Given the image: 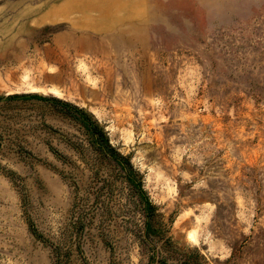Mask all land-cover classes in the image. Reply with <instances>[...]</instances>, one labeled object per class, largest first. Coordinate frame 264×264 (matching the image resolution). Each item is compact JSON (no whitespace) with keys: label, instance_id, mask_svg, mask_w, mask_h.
Wrapping results in <instances>:
<instances>
[{"label":"rangeland","instance_id":"rangeland-1","mask_svg":"<svg viewBox=\"0 0 264 264\" xmlns=\"http://www.w3.org/2000/svg\"><path fill=\"white\" fill-rule=\"evenodd\" d=\"M13 94L90 113L142 175L158 222L173 216L177 247L205 264H264V0H0V95ZM10 105L0 264H54V247L67 264H149L136 195L93 179L78 128L41 118L39 102Z\"/></svg>","mask_w":264,"mask_h":264},{"label":"trees","instance_id":"trees-1","mask_svg":"<svg viewBox=\"0 0 264 264\" xmlns=\"http://www.w3.org/2000/svg\"><path fill=\"white\" fill-rule=\"evenodd\" d=\"M27 101L39 102L40 105H36V110L41 113L39 114L41 118L43 113L48 112L54 117L64 119L78 128L92 155L93 179L96 182L100 179L106 183L108 181L115 182V179L119 178L136 195L144 217L143 240L152 247L148 258L149 264H205L204 258L196 250L179 248L172 242L168 236L167 228L173 222V216H170L167 227L158 222L157 208L143 188L142 175L132 166L128 155L121 154L110 144L106 132L90 113L60 98L44 97L37 94L0 95V110L9 112L14 109L10 104ZM70 145L80 157L83 156L79 148L72 144ZM51 151L57 159L62 160V162L65 161L54 150ZM59 173L62 179L69 182L74 193L78 195L75 179L71 178L68 173ZM93 192L95 194L94 197L97 198V192ZM28 227L34 238L40 241L43 240L30 224ZM44 243L50 245L48 240H45ZM68 256V252H63L59 248L54 247L52 249V261L54 264H67Z\"/></svg>","mask_w":264,"mask_h":264}]
</instances>
